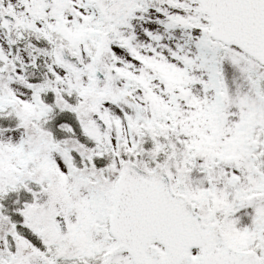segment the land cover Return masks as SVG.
<instances>
[{
	"label": "snow or ice",
	"instance_id": "1",
	"mask_svg": "<svg viewBox=\"0 0 264 264\" xmlns=\"http://www.w3.org/2000/svg\"><path fill=\"white\" fill-rule=\"evenodd\" d=\"M0 264H264V0H0Z\"/></svg>",
	"mask_w": 264,
	"mask_h": 264
}]
</instances>
